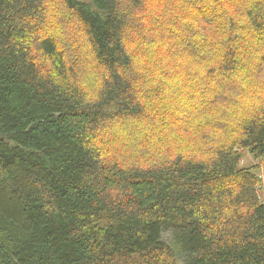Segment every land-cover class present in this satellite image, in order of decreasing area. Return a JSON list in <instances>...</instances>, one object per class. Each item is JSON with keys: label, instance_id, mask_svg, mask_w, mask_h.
<instances>
[{"label": "trees", "instance_id": "obj_1", "mask_svg": "<svg viewBox=\"0 0 264 264\" xmlns=\"http://www.w3.org/2000/svg\"><path fill=\"white\" fill-rule=\"evenodd\" d=\"M263 165L264 0H0V264H264Z\"/></svg>", "mask_w": 264, "mask_h": 264}, {"label": "rangeland", "instance_id": "obj_2", "mask_svg": "<svg viewBox=\"0 0 264 264\" xmlns=\"http://www.w3.org/2000/svg\"><path fill=\"white\" fill-rule=\"evenodd\" d=\"M257 163H258V159H256L250 152L247 151L246 156L244 157L243 161L240 164V167H249ZM255 172L257 174H260L259 168H255ZM262 174L264 176V165L262 167ZM165 238H167V235Z\"/></svg>", "mask_w": 264, "mask_h": 264}]
</instances>
